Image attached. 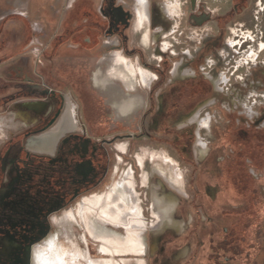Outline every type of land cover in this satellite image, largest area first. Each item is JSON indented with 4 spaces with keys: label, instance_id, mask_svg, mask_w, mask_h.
Listing matches in <instances>:
<instances>
[{
    "label": "flooded vegetation",
    "instance_id": "af4514ba",
    "mask_svg": "<svg viewBox=\"0 0 264 264\" xmlns=\"http://www.w3.org/2000/svg\"><path fill=\"white\" fill-rule=\"evenodd\" d=\"M166 1L148 0L144 27L149 38L145 44L142 28L136 23L137 0H29L26 14L0 0V264H32V249L53 231V217L85 196L106 191L125 168L132 169L143 199L144 189H149L142 185L144 155L149 152L143 153V146L135 150L136 141L145 136L142 125L130 129L126 122L138 118L142 108L136 95L140 91L147 93L151 109L158 103L168 104L167 115L161 120L163 129L179 107H187L175 118L181 123L174 125L182 140L179 147L185 145L193 160L204 162L210 148L207 145L201 159L196 147L200 133L197 123H189L191 117L200 109L201 117L212 120L209 109L231 105L227 96L242 89L236 87V79L243 81L241 86L258 90L256 73L262 70L264 74V60L259 61L260 55L252 52L264 49V0H181L176 17L164 14ZM118 58L154 76L150 85L137 82L130 90L122 80L110 79L109 67ZM242 68L248 73L235 77ZM260 87L264 89V81ZM70 103L77 125L59 138L53 137L57 142L54 152L28 147L36 135L48 139L43 133L55 128ZM111 112L118 119L114 121ZM230 116L226 130L219 131L232 149V155L223 159L222 177L235 185L243 133L241 123L237 124L241 115L233 110ZM212 123L210 132L202 130V135L212 134ZM123 143L126 149L122 152ZM136 158H142L143 163ZM154 178L164 191L160 184L161 180L166 183L163 177L156 174L151 176ZM178 194L175 214L184 225L168 233L180 238L187 235L192 221L188 224L178 218L187 193ZM192 214L193 210L191 219ZM227 214L233 224L217 239L213 237L206 264H240L234 256L244 252V264H258L256 247L254 255L245 251V223L256 211ZM195 215L197 224L201 214L197 210ZM168 233L159 238V252L146 263L159 259L161 240L169 237ZM149 238L151 242L155 235L151 232ZM88 247L94 250H90L93 257H97L94 253L99 256L91 240ZM184 247H177L158 264L191 261L189 246ZM182 252L186 257L180 256Z\"/></svg>",
    "mask_w": 264,
    "mask_h": 264
},
{
    "label": "rangeland",
    "instance_id": "374dc122",
    "mask_svg": "<svg viewBox=\"0 0 264 264\" xmlns=\"http://www.w3.org/2000/svg\"><path fill=\"white\" fill-rule=\"evenodd\" d=\"M28 1L29 0H6V2L10 6H12V9L17 10L20 14H26ZM39 1V3H41V0ZM178 1L182 4L181 0ZM213 1H217V3H220V1L223 0ZM179 12H176L173 15L176 17L180 14ZM136 23L137 26H139L138 22ZM228 37L229 35L226 39H228ZM251 41L252 40H250V42ZM245 44L248 43H244V45ZM260 48H262V45L260 46ZM254 52L255 54L258 53L260 55L259 61L261 59L264 60V49L261 50V52ZM254 52L252 53V55H255ZM248 53L249 52H246V54ZM245 72L248 73L245 68H242L239 69V71H237L235 75L238 74L244 77ZM220 75L221 73L219 72L217 77H219ZM238 75H236L235 77H237ZM256 76L259 83L258 90L254 89L253 87L249 90V86H241L243 84V81H241L240 79H238L237 81L236 79V87L242 89L239 91V93H235L234 95L230 94L227 96L231 98L232 104H226L225 106H223L224 109H209L213 125L212 134H207V132H205V134L203 135V139L210 148V155L204 162H199L198 159L193 160V157L190 156V152L185 145L183 146V149L179 147L182 140L181 138L177 137L180 133L177 132L174 125H180L181 123L176 122L175 118H177L178 115H182L183 113H185L184 110L187 109L186 106L184 108L179 107L176 114H174L170 119H167V128L163 129L161 128V120L167 115L168 104L158 103L155 104L151 109V104L147 100L146 92L144 93L140 91L136 95L137 99L141 103L140 107L142 109L138 113V118L136 120H125L130 125V129L133 128L132 125L136 127L133 129H137L140 124L142 125L145 136L143 139L136 141L135 150H137L139 146H143V153H145V151L149 152L144 156L146 165L145 168L150 172L151 176L157 174V172H155V168L158 167V163L162 164L160 158L150 157V153L152 151H156V153L167 152L179 164L180 169L177 167V171L181 174V177L179 179L180 184L177 185L178 187L181 186L180 188L184 193H187V195H185L187 198H182L177 216L178 218L185 219L186 223L188 224L192 221V227L190 225V230L187 235H184L180 238L168 233L169 231L165 232L166 229H162L157 233L152 232L156 236V238H154L153 241L149 242L152 249L151 255L148 257H155L159 252V238L163 237L167 233L169 234V237L161 240L162 249L158 257L159 259H151L146 264H158L164 262V259L169 258V256H171L179 246H189V250L192 256L191 261L180 262V264H206L208 256L207 254L211 252L210 242H212L213 237L214 239H217L220 235L227 232L233 224V219H231L227 213H232L233 211L238 210L256 211L255 217L247 220V222L245 223V226L247 225L245 228L248 235L245 251H249L252 255H254L256 247V250L259 252L258 264H264V117L261 118V115L264 114V89L260 87L262 81H264V74L262 70L258 71V73H256ZM233 110H236L237 113L241 115V120L237 119V124L241 123L240 127L243 133L242 145L244 146L243 152H245L242 156V166L240 168V173L235 177L234 180L235 185L228 182L225 178L222 177L223 159L224 157L228 158L232 155V149L228 140L220 136L219 134V131L222 132L226 130L228 121L230 120V117H232L230 115L231 113H233ZM198 111H200V109ZM113 114L114 112H111V115L114 118L113 120L115 121L118 118L116 116H113ZM254 121H257V127L254 126ZM203 130H206V128H204ZM244 130H247L248 133L245 134L243 132ZM162 131H164L165 134H163ZM153 136L156 137L155 140L152 139ZM244 137H246V141L244 140ZM247 139L250 143L247 142ZM123 145L124 143L120 145V149L122 152L126 149ZM129 161H132L131 158ZM194 166L197 167L196 170H194ZM116 170L120 172L119 165L116 166ZM128 170L129 168H125L124 170H122V173L119 175V177H116L113 180V183L110 185V187H113L114 185L121 186ZM155 182L156 178L151 179L150 187H148L149 189H144V204L143 199L141 203V208L144 209L145 207V215L149 220L152 219L150 215L153 214V210L151 209L153 205V198L151 197V194L153 195L152 192H154L153 188L155 186ZM138 191L140 197H142L140 190ZM164 191H160L161 196L165 195ZM192 210L194 213L192 214L193 219L190 218V212ZM197 210L201 214V220L199 223L195 224V214ZM205 218L207 219L206 221L204 220ZM76 227L78 228V230ZM79 229L80 227L75 224V222L66 221L58 226H55L51 233L56 234L59 241L63 244H66L67 247L75 246L78 244L77 247H81L87 258L83 260L85 264H90V262L101 263L102 258L99 253L98 254L100 257L97 255V253H94V256L97 257H92V255H90L91 249H89L88 247V241L91 240L92 242L93 240L90 236H87L85 231ZM62 235L65 236L63 237ZM147 236L150 240L149 235ZM174 240L177 241L174 242L175 244L173 243ZM92 243L97 247L94 241ZM250 244L253 245L252 248H250ZM83 245L84 247H82ZM157 247L158 252L153 255ZM91 252L93 253L94 250L92 249ZM185 255L186 253L182 252L180 256L186 257ZM234 257H236L237 263L244 264L246 261L245 252L244 254ZM132 260L133 259H130V264L137 263L136 259L135 261Z\"/></svg>",
    "mask_w": 264,
    "mask_h": 264
},
{
    "label": "bare ground",
    "instance_id": "6f19581e",
    "mask_svg": "<svg viewBox=\"0 0 264 264\" xmlns=\"http://www.w3.org/2000/svg\"><path fill=\"white\" fill-rule=\"evenodd\" d=\"M181 5L178 0H168L164 14L171 17L172 14L181 11ZM135 9L137 22L144 34L143 40L147 44L146 41L149 38L148 28L144 26H147L145 24L148 21V0H137ZM108 76L110 79L117 78L122 80L130 90L134 89V85L137 82H143L146 86L150 85L154 77L143 70H137L121 58L111 64ZM73 107V104L70 103L65 115L55 125V128L47 134L43 133L47 135L48 141L43 138L45 136L36 135L35 138L29 140L28 147L33 150L39 149L37 151L42 149L41 152L45 151V148H49L47 150L52 152V148L57 143L52 141L53 137L58 135L59 138L77 125L74 119ZM199 114L200 112L197 111L191 117L189 123H197L198 125L200 135L197 138L196 147L198 155L203 158L208 151V144L203 139L202 130L206 128L209 132L212 120H210L209 116L201 117ZM150 157L161 159L162 164L158 163L155 172L161 175L167 183L163 180L160 181V184L165 187L164 196L160 194V187L154 184V192H152V220L146 218L145 211L141 208L142 197L139 195L137 182L132 176L133 171L131 168L126 172V177L123 179L121 186L114 185L104 193L85 196L77 202V205L66 209L62 215L53 217L55 226L66 221H73L82 231H85L87 236L91 237L97 245L102 262H90V264H130L129 257L135 258L136 264H146V259L151 255L152 249L147 235L151 232L157 233L162 229H166L165 232H168L172 228L177 227L178 229L183 226V221L177 220L175 214L176 206L180 199L178 192L184 194L180 188L181 186H177V184H180L179 179L181 177V174L177 171V164L175 165L170 155L152 153ZM136 159H139L141 164L143 163L142 158ZM150 176V172L147 170L142 173L143 187H150ZM168 185L174 189L177 186V191L169 189ZM77 246L78 244L67 247L66 244L59 241L56 234L51 233L42 242L33 247L32 264H85L83 262V260L87 259L85 253L81 247Z\"/></svg>",
    "mask_w": 264,
    "mask_h": 264
},
{
    "label": "trees",
    "instance_id": "16d2710c",
    "mask_svg": "<svg viewBox=\"0 0 264 264\" xmlns=\"http://www.w3.org/2000/svg\"><path fill=\"white\" fill-rule=\"evenodd\" d=\"M244 140L246 141V137H244ZM241 141H243V137H241ZM247 142L250 143L248 139H247ZM240 146L242 147V150H241V153L238 155L239 159H238V164H237V167H236V176L239 175V173H240V170H241L240 168L242 166V156L245 153V152H243L244 151V149H243L244 146L242 145V142L240 143Z\"/></svg>",
    "mask_w": 264,
    "mask_h": 264
}]
</instances>
